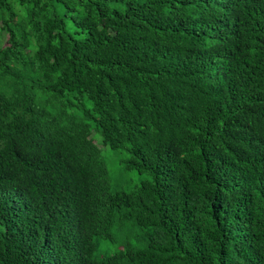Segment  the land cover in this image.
Masks as SVG:
<instances>
[{"label": "trees", "instance_id": "16d2710c", "mask_svg": "<svg viewBox=\"0 0 264 264\" xmlns=\"http://www.w3.org/2000/svg\"><path fill=\"white\" fill-rule=\"evenodd\" d=\"M2 35L0 264H264V0H0Z\"/></svg>", "mask_w": 264, "mask_h": 264}, {"label": "rangeland", "instance_id": "374dc122", "mask_svg": "<svg viewBox=\"0 0 264 264\" xmlns=\"http://www.w3.org/2000/svg\"><path fill=\"white\" fill-rule=\"evenodd\" d=\"M6 44V37H0V47ZM94 143L100 151L101 159L104 161L111 184L114 189L130 191L139 186L141 182L148 177L145 174H139L134 171H127L124 168L126 155L120 150H112L102 144L101 136L95 130L92 131Z\"/></svg>", "mask_w": 264, "mask_h": 264}]
</instances>
